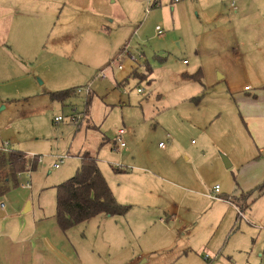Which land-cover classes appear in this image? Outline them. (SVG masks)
Segmentation results:
<instances>
[{
    "label": "rangeland",
    "instance_id": "374dc122",
    "mask_svg": "<svg viewBox=\"0 0 264 264\" xmlns=\"http://www.w3.org/2000/svg\"><path fill=\"white\" fill-rule=\"evenodd\" d=\"M112 1L108 6L125 10L127 18L115 14L112 23L101 18L89 40H81L73 29L74 41L66 48L38 54L28 63L17 60L22 68L13 69L8 79L0 77V144L39 157L31 190L11 184L1 202L25 206L32 201L34 209L39 204L42 215L52 217L54 187L73 177L81 163L78 155L89 153L116 191L117 203L131 207L125 216L97 219L98 229L90 224L88 231H72L68 239L80 256L91 257L88 242L99 247L97 264H126L128 253L130 264H264V193L249 197L252 204L242 219L236 208L207 198L214 186L221 198L239 197L264 181L255 183L264 150L259 153L250 141L231 99L243 86H257L261 63L253 64L252 55L264 47H253L252 37L239 32L264 27V5L237 22L241 12L232 11V2L244 6L255 0H180L173 5L158 0L155 8L156 0ZM243 53L251 60L244 63ZM135 65L143 77H131ZM113 70L119 85L110 75ZM88 87L90 94L75 93ZM70 90L74 94L63 101L52 100L51 95ZM71 114L78 117L76 123ZM60 116L63 120L55 122ZM120 128L126 147L116 151ZM158 143L165 149H158ZM172 145L175 154L164 151ZM57 156L65 160H57L62 165L53 170ZM223 157L230 167L225 168ZM168 165L188 179L176 181L170 172L164 183L159 170ZM19 179L26 182L25 176ZM147 179L153 185L146 186ZM139 182L149 192L145 198L126 187ZM80 232L84 240L77 237ZM139 252L145 258L134 261Z\"/></svg>",
    "mask_w": 264,
    "mask_h": 264
},
{
    "label": "crops",
    "instance_id": "0c3cea01",
    "mask_svg": "<svg viewBox=\"0 0 264 264\" xmlns=\"http://www.w3.org/2000/svg\"><path fill=\"white\" fill-rule=\"evenodd\" d=\"M171 2L173 5V0H171ZM111 3H113L112 0H0V77L7 78L9 74L14 72L13 69L22 68V65L20 66L21 63H17V60H24L25 63H28L32 60H36L38 54L48 53L49 51H53L54 48H66V45L74 41L73 35L71 34L73 29L80 33L81 40H89L92 36L90 32L95 30V26L97 28L101 18L110 17L109 19H111V21L106 18L105 21L107 20L111 23L115 19V14L120 19L127 18L125 10H117L115 7L111 8L108 6ZM257 3H260L259 6H257ZM158 4V0L154 1L152 8L159 6ZM262 5H264V0H255L251 1V3L246 2L244 6H242L240 2L238 5H234L232 2L231 8L236 14L241 12L238 17H235L238 22V20L250 18L254 13L259 12ZM234 7L236 8L235 10ZM86 29L89 30L87 34H85ZM239 33L244 36L252 37L253 47L258 45L264 47V27L252 31H240ZM119 51H121V49ZM254 52L249 51L250 54ZM249 53H243V56H240L244 63L245 61L251 60L248 56L250 55ZM255 53V55L251 54L255 58V61L252 63H261L260 67H258L260 70L256 71L255 74L257 86L253 89L245 85L242 90L234 91V93L231 94V99L236 103V107L240 112V120L245 122L250 141H252L260 153V150H264V52L260 55H258L257 52ZM108 65L109 62L103 67L106 68ZM149 70H151L149 71L151 75L152 69L149 68ZM114 72L115 70L111 71L110 75L113 77L114 83L119 85L115 80L116 76ZM131 72H133L131 77L136 76V73H143V71L138 72V67H136V65L131 68ZM142 75L144 76V74ZM220 78L219 76V79ZM245 87L249 89L245 90ZM88 91L90 94L89 87ZM4 143L7 144L8 148V143ZM4 143H1L0 147ZM158 144V149H165L166 146H160L162 143ZM177 150L175 145H172L164 151L175 154ZM25 155L31 157V155L27 153ZM80 156L81 155H78L77 157L79 160ZM34 157L37 158L38 162L39 157ZM199 157L200 156H197V158ZM57 160H59V156L53 157V170L59 169L62 164H59L57 169L54 168V165L60 162L64 163L62 160H65V158L60 162H56ZM132 160L134 163V158H132ZM256 167L259 178L255 183L258 184L264 179V163H260ZM122 169L124 168L119 167L117 170L119 171ZM99 170L103 176L100 168ZM159 172L165 176L172 172L175 175V180L179 182H184L188 179L187 173L177 172L169 165L165 170L160 169ZM31 173L32 172H28L27 175H20V177L25 176L26 179V182L21 183V186H27L28 184L27 187H24L25 190H31L32 188ZM138 174L139 173L135 175L136 178H140ZM165 176L160 175L164 183L168 179L167 176ZM150 184H152V180L147 179L146 186ZM146 186H141V182H139L135 184V186L128 185L126 187L131 192L130 194H135L136 192L144 195L143 198H145L149 195L148 190L145 189ZM169 186L170 189L171 186L175 187L173 183ZM141 189H145L146 192L142 194ZM110 190L112 191V189ZM171 190L173 191V189ZM112 192L115 197L117 194L116 191L113 190ZM262 193H264V191L260 192L258 196ZM219 194L220 191L216 195L218 197L216 200L209 198L212 194L207 198L211 201L226 203L227 206L229 205L234 209L236 208L232 203L221 198ZM135 197V201H142L143 199L142 197ZM172 197L173 195L171 194V200L173 199ZM1 201L2 199H0V264H97V257L95 256H98V254L100 255V253L97 252L98 249H96L99 248L97 244H92L91 247H89L87 242L85 248L89 254H91V257H88V253H85L86 257H84L77 254L68 237L76 228H81V230L84 228L88 231L87 228L90 224H92V227L98 229L97 219L107 222V220L112 217L108 215L103 217L97 216L86 223L76 225L74 228L63 232L56 224L54 217L55 210L52 217L49 218L47 215H42L44 209H42L39 204L35 208L37 209L36 213L32 201L29 203V211L27 213H23L25 203L20 205L18 202L12 201L9 205H6ZM246 203H249L250 206L252 204L251 199L248 198ZM171 211L172 210L167 211L166 213L171 215ZM241 215H243V213ZM169 217L170 216H168V218ZM237 217L242 219V216L240 217L238 214ZM170 218L173 221L175 220V216H171ZM159 221L162 223L161 225L165 223L162 219H159ZM83 234V232H80V234H77V237L84 240L85 235ZM124 250V247L121 248L119 253L122 254ZM144 255V253L139 252L136 257L137 259L134 258V261L145 258ZM116 256L117 253L114 254L115 258ZM126 256L129 258L126 261L128 264L133 262L129 257L131 256L130 253L126 254ZM142 263H144V261Z\"/></svg>",
    "mask_w": 264,
    "mask_h": 264
},
{
    "label": "trees",
    "instance_id": "16d2710c",
    "mask_svg": "<svg viewBox=\"0 0 264 264\" xmlns=\"http://www.w3.org/2000/svg\"><path fill=\"white\" fill-rule=\"evenodd\" d=\"M135 75L141 76L138 73ZM74 90L57 92L51 95L52 100L63 101L74 94ZM73 122L76 123L77 121ZM80 161L81 163L73 177L54 187L56 193L54 217L56 224L63 232L74 228L76 225L86 223L97 216H125L131 207L117 203L105 177L102 176L99 170L98 161L94 156L84 153L80 156ZM37 165V158H30L16 150L4 152L0 148V199L4 198L9 192L11 184L15 187L21 186L20 175L34 171ZM263 191L264 181L245 195L239 197L228 196L224 199L232 203L237 211L242 214L244 208L249 206L246 200L252 194H259Z\"/></svg>",
    "mask_w": 264,
    "mask_h": 264
},
{
    "label": "built area",
    "instance_id": "2783aa9c",
    "mask_svg": "<svg viewBox=\"0 0 264 264\" xmlns=\"http://www.w3.org/2000/svg\"><path fill=\"white\" fill-rule=\"evenodd\" d=\"M178 1H180V0H173V3L174 4H176ZM236 8L234 7V10H235ZM156 32H157V34L158 35H161L162 34V32L160 31V29H159V27H157L156 28ZM119 69H121L120 67H118ZM100 76H102V77H104V74H103V71H101V73H100ZM249 88L248 87H245V90H248ZM87 93L88 92V88H86V90L85 91H83V90H81V89H78L77 91H76V93L77 94H81V93ZM136 92L138 93V94H142L143 93V91H142V89H140V88H137L136 89ZM63 120V117H56V119H55V122H60V121H62ZM79 119H78V117L77 116H74V115H72L71 114V118H70V121H78ZM125 134V130L124 129H122V128H120L119 130H118V132H117V135H116V143L114 144L115 145V147H114V149L116 150V151H118V150H120V149H123V148H125L126 147V145H125V143L123 142V140H122V136ZM160 146H163V144H160ZM4 152H8V148H7V144L6 143H4L1 147H0ZM34 156H31V158H33ZM65 158V156H59V161H61L62 159H64ZM59 164L60 163H57V164H55L54 165V168L55 169H57L58 167H59ZM28 174V172H26V175ZM27 186H28V184H27ZM27 186H23L22 185V188H24V187H27ZM219 191H220V188H218V186H214V190H213V192H212V195L209 197L210 199H214V200H216V199H218V197L216 196L217 195V193H219ZM238 212V211H237ZM238 215L241 217L242 215H241V213L240 212H238Z\"/></svg>",
    "mask_w": 264,
    "mask_h": 264
},
{
    "label": "water",
    "instance_id": "95a60500",
    "mask_svg": "<svg viewBox=\"0 0 264 264\" xmlns=\"http://www.w3.org/2000/svg\"><path fill=\"white\" fill-rule=\"evenodd\" d=\"M223 163H224L225 168L230 167L229 160L225 159L224 157H223ZM23 210H24L23 213H27L29 211V202L26 203V205H25Z\"/></svg>",
    "mask_w": 264,
    "mask_h": 264
}]
</instances>
